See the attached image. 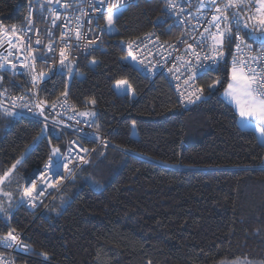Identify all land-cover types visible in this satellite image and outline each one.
<instances>
[{"label": "trees", "instance_id": "obj_1", "mask_svg": "<svg viewBox=\"0 0 264 264\" xmlns=\"http://www.w3.org/2000/svg\"><path fill=\"white\" fill-rule=\"evenodd\" d=\"M29 1L0 0V30L20 27ZM132 5L74 79L56 76L43 86L42 100L51 103L67 88L81 111L94 99L100 118L95 128L108 146L98 147L54 201L40 206L46 207L42 214L18 209L11 227L32 252L18 256L17 263L264 264V143L223 100V88L209 94V84L217 79L223 84V71L201 76L205 99L183 109L165 77L151 82L126 61L127 43L161 31L164 15L163 0ZM0 75L7 88H26L24 78L10 71ZM121 80L130 83L136 99L115 91ZM42 127L31 116L0 115V173L29 148L18 166L19 183L43 167L48 140L33 143ZM49 135L65 152L71 135L65 131L59 140L55 131ZM15 188L8 190L15 194ZM5 231L0 224V234Z\"/></svg>", "mask_w": 264, "mask_h": 264}, {"label": "snow or ice", "instance_id": "obj_2", "mask_svg": "<svg viewBox=\"0 0 264 264\" xmlns=\"http://www.w3.org/2000/svg\"><path fill=\"white\" fill-rule=\"evenodd\" d=\"M119 4L120 0H39L36 6H30L26 23L22 27L17 29L12 26L10 30H0V48L4 49L0 52V72L12 71L14 75L30 76L28 90L12 96L3 87L4 76L0 75V98L7 97L0 99V115L22 117L27 109L43 125L40 135L33 143L43 138L50 145L48 160L40 170L24 178L23 184L19 183L18 178V166H22L25 159L23 155L0 173V224L7 229L0 234V247L28 250L29 246L23 243L17 230L11 227V221L20 207L43 206V198L48 189L59 192L65 180L70 177L75 179L76 168L90 163L87 158L90 149L79 143L78 139L98 141L103 147L108 146L98 131L87 132L81 127L86 125L93 128L99 125L100 118L95 110L94 99L85 101V110L81 111L68 103L67 88L50 103L39 98V86L52 81L56 76H63L69 81L74 79V69L78 68V64L72 54L73 50L83 48L91 55L89 50L96 49L103 35L111 34L115 30L117 15L113 9L119 11ZM57 5L63 10L62 13L57 11ZM132 6L131 3L124 5L125 8ZM190 7L192 0H164L165 15L175 18V26L186 31L177 41L183 48L182 52L174 44L161 42L158 36L153 39L154 34L148 39L157 51L148 49L146 44L143 48L136 44L135 51L144 52V49H148L145 58L159 56L156 64L161 66L168 62L172 51L180 52L177 59L183 67V84L188 87L179 93V97L180 103L185 106L196 104L205 98L204 88L192 86L201 69L205 73L223 71V84L219 79L209 84V94L217 91L218 86L223 88V95L235 105L239 117L244 121V127L256 128L264 139V0H197L195 14L188 11ZM34 11L40 13L42 22L51 25L46 31L49 42L41 45L37 36V48H33L31 37L27 40L23 38L30 32H38L34 28ZM90 12L99 13V16L90 15ZM61 20L64 23L58 29L60 35L57 38L52 29H56L57 22ZM192 20L196 22L193 24ZM171 27L170 25L169 30ZM9 31L23 35L17 40ZM246 37L259 44V51H255L246 42ZM226 46L230 52L236 53L232 56L230 65L224 58ZM135 51L134 43H127V55L124 58L137 60ZM165 52H168L167 56ZM38 59L45 64L51 62L47 71L37 70ZM91 63L95 64L96 61L92 60ZM138 63L145 68L155 66L151 61L145 65L144 58L139 59ZM18 64L23 69L20 73L16 72ZM168 71L179 73L180 67L173 64ZM175 78L180 80L181 76L177 74ZM117 86H122L125 92L131 91L126 80L118 81ZM50 131L56 132L57 140L62 138L65 131L73 132L78 139L69 142L71 147H66L65 154L60 147L52 144ZM13 184L16 185L15 194L8 190ZM41 255L48 259L47 253ZM147 264H151V261Z\"/></svg>", "mask_w": 264, "mask_h": 264}, {"label": "built area", "instance_id": "obj_3", "mask_svg": "<svg viewBox=\"0 0 264 264\" xmlns=\"http://www.w3.org/2000/svg\"><path fill=\"white\" fill-rule=\"evenodd\" d=\"M139 1L140 0H120V4L118 6L119 10H124L125 9L124 5L127 4V3L135 4V3L139 2ZM38 2H39V0H30L29 1L28 6H27V13H26V16H25V21L20 27H22L26 23V18H27L28 14H29L30 6L34 7V6H36L38 4ZM163 2H164V0H163ZM177 2H179V0H177ZM196 4H197V0H192V7L188 8V11L195 14V6H196ZM185 7H188V6L185 5ZM56 8H57V11H60L61 13L63 12V10L60 8L59 5H57ZM113 11H117V10L113 9ZM204 11H206V9ZM90 15L99 16V13H91L90 12ZM184 15L187 16V13H185ZM33 19H34V28L37 29L38 32H30L26 36H23V38L25 40H27L28 37H31L32 38V42H33V48H37L38 46L35 45V39L37 38V36L41 40V45H46L49 42L48 38H47V35H46V31H47L48 28L51 27V25L49 23H44V22L41 21L40 13L38 11H34L33 12ZM174 19L175 18H170V17L166 16L165 15V11H164V15L159 19V27H160L162 32L167 34V36L164 37L162 35L161 31H159V30L158 31L153 30L152 32H149V33H147L146 35H144V36H142L140 38L133 39V40H131L129 42H133L134 43V51H135L136 44H140L142 48H143V45L146 44L148 46V49H151L153 52L157 51V49L153 46V44L148 39V37L150 35L154 34L153 39H155V37L158 36L159 40L161 42H165L166 41L168 43L174 44L175 47L177 49H180V52H182L183 48H182V46L179 43H177V41L181 38L182 34H186V31H185L184 28L176 27L175 24H174ZM95 22L96 21L94 20L93 24H95ZM195 22H196L195 20L191 21V23H193V24ZM63 23H64L63 20L58 21L57 22V28L56 29H52L53 33L55 34V36L57 38L60 35L58 29L61 27V25ZM101 23H103V21H101ZM170 25L172 27L169 30V26ZM20 27H18L17 29H19ZM9 34L13 35L17 40H19L21 38V36L23 35V34L18 33V32L17 33L10 32ZM241 35H243V33H241ZM104 36L105 35H103L102 41L98 43V46L96 47L95 50H89V51L92 52V54L94 52H96L101 47ZM245 39H246V42L248 44H250L255 51H259V44L258 43H254L252 40L248 39L247 37ZM5 47H7L6 43H5ZM126 48H127V46H126ZM148 49H144V52L135 51V55L137 56V61L139 59H141V58H144L145 65H148L149 61H151L152 65H155L154 67L145 68L141 64L138 63L139 66H140L141 71L151 80V82H154L159 76L165 77L170 82L172 88L174 89L176 98H177L180 106L183 109H190V108L194 107L195 105H197L198 103L202 102L205 99L204 98L203 100L198 101L196 104H191V105H187V106H185L184 104L180 103L179 93L181 91H185L186 88L188 87V86H185L183 84V76H184L183 67L180 65V62L177 59V57L180 55V52L172 51V55L168 57V62L166 64H163V66H161L159 64H156V60L159 59V56H157L155 58H153L151 56H148V57L145 58V53L147 52ZM3 50H4L3 48H0V52H3ZM255 51L253 52V54H255ZM72 54L76 58V63L78 64V68L82 64L83 60L87 56H89L88 52L85 51L83 48H81L80 50H73ZM164 54L167 56L168 52H165ZM233 55H236V53L234 51L230 52L228 47L226 46L225 49H224V58H225V60L229 59V63H231V59H232ZM36 64H37V70L38 71H40V70L47 71L48 68L51 66V62L45 64L42 61H40L39 59L37 60ZM173 64H176L178 67H180V72L179 73H173V72H169L168 71V69L170 67H172ZM57 67H58V64H57ZM78 68L74 69V72H76L78 70ZM195 70L196 69H193V71H195ZM22 71H23V69H21L19 67V64H18L16 72L20 73ZM10 72L13 74L12 71H10ZM209 72H214V71H209ZM209 72H207V73H209ZM207 73H205L204 70L201 69L200 72H199V75H197L196 78H195L194 85H192V86L193 87H200L199 84H198V79L201 76L206 75ZM177 74H179L181 76L180 80H177L175 78V76ZM15 75L20 76V77L25 79L26 88L25 89H19V91H15V90L9 89V88H7L6 86L3 85V87L6 88L8 90V93L10 95H12V96L20 95L23 92H26L28 90L29 86H30L29 85L30 76H25V75H22V74H15ZM45 83H41L40 86H39V98L41 100H42V89H43V86L45 85ZM204 97H205V93H204ZM0 99H7V97H3V98H0ZM68 103L75 106V104L69 99V97H68ZM23 115L31 116L33 118L32 113H29L27 111V109L24 110ZM35 119H39V118H35ZM81 127L84 128V130L87 131V132H97L98 131L95 127L88 128L86 125H81ZM66 132H68L71 135L69 142L72 141V140H77L78 139V137L73 132H71V131H66ZM98 132H99L100 137L103 140H105V138L102 136L100 131H98ZM69 142H68V146L67 147H71ZM78 142L81 143L84 147H87V148L90 149V155L87 156V158L89 160L91 159L93 154L96 152L97 148L101 146V144L98 141L97 142H91L89 140L78 139ZM92 149H94L95 151H91ZM65 154H67V153L65 152ZM81 155H84V154L81 153ZM86 165L87 164H83L80 167L76 168L75 175L80 170H82ZM69 167H72V165H69ZM35 171H37V170H35ZM35 171H33V172H35ZM71 179L72 178L70 177V178H68L67 180H65L63 182V186L60 188L59 192H55L52 189H48L47 192L45 193V197L43 198L44 199V203L47 200H48V204L52 203L54 201L55 197L62 191V189L66 186V184L68 182H70ZM47 193H51V195H48ZM44 203H43V205H44ZM25 208H28L30 210H40V211H42L41 212V214H42L46 207L44 209H40V206L38 205L35 208H33V207H25ZM17 233L20 235L23 243L29 246L28 250H22L21 248H4V247H0V264H18L17 260H16V258L18 256L23 257V256H29L31 254L32 249H31L30 245L27 242L24 241V235L21 232H19L18 230H17ZM44 262L49 263V260L48 259L44 260Z\"/></svg>", "mask_w": 264, "mask_h": 264}, {"label": "rangeland", "instance_id": "obj_4", "mask_svg": "<svg viewBox=\"0 0 264 264\" xmlns=\"http://www.w3.org/2000/svg\"><path fill=\"white\" fill-rule=\"evenodd\" d=\"M122 11H123V10L116 11L117 18H118V16L121 14ZM115 33H116V28H115V30H114L111 34H109V35L111 36V35H114ZM126 61H127L128 63H130L131 65H133L135 68H138V69L140 68V66H139L137 60L134 61L131 57H129V58L126 59ZM91 64H92V63H91ZM78 77H82V74H81V73H78ZM70 81H71V80H70ZM70 81H69V82H70ZM117 82H118V81H117ZM117 82L114 83L113 87H114L115 91H116L119 95H127V96H129L131 99H136V97H137V96H136V93L134 92V90H133V88H132V86L130 85L129 82H128V84L130 85L131 91H128V92H125V91L123 90V87H122V86H121V87H118V86H117ZM221 97L223 98V100H224L228 105H230V106L235 110L236 113H238V111H237L236 108H235V105H234L230 100H228V98L225 97V96L223 95V93L221 94ZM238 115H239V113H238ZM132 133H133V137H137V136H138L137 128H136L135 125L132 126ZM31 149H32V148L27 149V151H25L22 155L26 158V156H27L28 153L31 151ZM35 172H37V171H35ZM35 172H32L31 174H33V173H35Z\"/></svg>", "mask_w": 264, "mask_h": 264}, {"label": "crops", "instance_id": "obj_5", "mask_svg": "<svg viewBox=\"0 0 264 264\" xmlns=\"http://www.w3.org/2000/svg\"><path fill=\"white\" fill-rule=\"evenodd\" d=\"M251 128L256 132L259 141H260L261 143H264V139L261 138L260 133L258 132V130H257L256 128H253V127H251Z\"/></svg>", "mask_w": 264, "mask_h": 264}, {"label": "water", "instance_id": "obj_6", "mask_svg": "<svg viewBox=\"0 0 264 264\" xmlns=\"http://www.w3.org/2000/svg\"><path fill=\"white\" fill-rule=\"evenodd\" d=\"M38 171V170H37Z\"/></svg>", "mask_w": 264, "mask_h": 264}]
</instances>
